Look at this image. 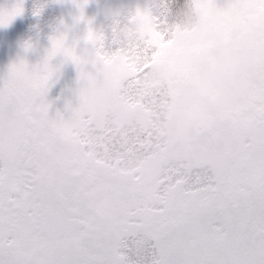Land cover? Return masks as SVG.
Instances as JSON below:
<instances>
[{"label": "snow or ice", "instance_id": "1", "mask_svg": "<svg viewBox=\"0 0 264 264\" xmlns=\"http://www.w3.org/2000/svg\"><path fill=\"white\" fill-rule=\"evenodd\" d=\"M172 34L137 9L110 43L91 29L82 42L60 35L41 63L0 79V264H264V60L231 107L211 106L208 134L166 139L156 114L168 97L149 88V70L213 43ZM57 56L115 85V122L79 89L75 106L50 114ZM76 117L83 134L57 130Z\"/></svg>", "mask_w": 264, "mask_h": 264}, {"label": "clouds", "instance_id": "2", "mask_svg": "<svg viewBox=\"0 0 264 264\" xmlns=\"http://www.w3.org/2000/svg\"><path fill=\"white\" fill-rule=\"evenodd\" d=\"M261 9H264V0H185L179 18L169 23L173 33L170 39L183 43L198 36L213 43L206 51L173 55L168 64L149 70V88L168 97L167 105L156 114L163 137L185 139L193 134H208L211 106L227 109L235 103L234 90L242 88L246 79L255 73L257 62L264 60V11ZM248 17L253 19L245 26ZM226 33L233 34L227 44L223 42ZM76 83L79 90L90 96L95 92L104 113L114 120L117 108L108 101L116 93L115 85L87 72ZM144 118L129 114L124 119ZM74 119L75 122L66 121L57 130L83 134L87 126L81 125L79 117ZM212 139L217 141L219 137Z\"/></svg>", "mask_w": 264, "mask_h": 264}, {"label": "rangeland", "instance_id": "3", "mask_svg": "<svg viewBox=\"0 0 264 264\" xmlns=\"http://www.w3.org/2000/svg\"><path fill=\"white\" fill-rule=\"evenodd\" d=\"M184 0H0V16L21 9L10 21L0 23V72L21 60L37 65L54 37L65 35L68 43L83 41L89 29L110 43L114 26L137 9L151 8L168 23L179 18ZM184 6V4H183ZM81 16L83 17L81 19ZM114 47V46H113ZM56 69L47 92L50 114L65 112L77 103L76 65L62 56L52 60ZM4 76L0 73V79Z\"/></svg>", "mask_w": 264, "mask_h": 264}, {"label": "trees", "instance_id": "4", "mask_svg": "<svg viewBox=\"0 0 264 264\" xmlns=\"http://www.w3.org/2000/svg\"><path fill=\"white\" fill-rule=\"evenodd\" d=\"M184 2H185V1H183V3H181V6H182V7H183ZM45 55H46V54H45ZM45 55H44V56H45ZM44 56H43V58H44ZM41 62H42V61H41Z\"/></svg>", "mask_w": 264, "mask_h": 264}, {"label": "flooded vegetation", "instance_id": "5", "mask_svg": "<svg viewBox=\"0 0 264 264\" xmlns=\"http://www.w3.org/2000/svg\"><path fill=\"white\" fill-rule=\"evenodd\" d=\"M0 73H1V75L5 76V74H4V73H3V74H2V72H0Z\"/></svg>", "mask_w": 264, "mask_h": 264}]
</instances>
